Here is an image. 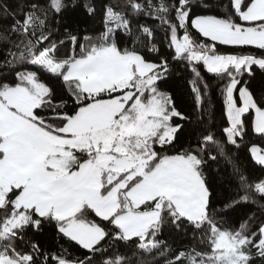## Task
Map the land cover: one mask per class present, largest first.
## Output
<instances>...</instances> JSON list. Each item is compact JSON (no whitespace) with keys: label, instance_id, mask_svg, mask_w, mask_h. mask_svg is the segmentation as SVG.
Wrapping results in <instances>:
<instances>
[{"label":"snow or ice","instance_id":"obj_1","mask_svg":"<svg viewBox=\"0 0 264 264\" xmlns=\"http://www.w3.org/2000/svg\"><path fill=\"white\" fill-rule=\"evenodd\" d=\"M180 71L191 112L161 88ZM258 73L264 0H0V264H264V179L238 163L264 172ZM45 225L57 251L28 239ZM189 233L204 247L176 251Z\"/></svg>","mask_w":264,"mask_h":264},{"label":"trees","instance_id":"obj_2","mask_svg":"<svg viewBox=\"0 0 264 264\" xmlns=\"http://www.w3.org/2000/svg\"><path fill=\"white\" fill-rule=\"evenodd\" d=\"M113 3H117L118 0H112ZM74 29H78L79 33H89L92 34L96 29L101 27L100 17L91 19L86 16L82 11L77 10L72 13L68 20ZM64 50H61L63 54ZM205 78H208L209 74L203 73ZM191 78L190 73L180 71L171 75L168 80L161 84V88L164 91L171 92L173 95L178 97V106L185 111L191 112L193 106V95L190 92L189 79ZM214 84V81H211ZM253 90L259 92L260 89H264V77H261L259 73L256 76L255 82L252 85ZM212 104L215 106L214 116L210 119L209 123L216 126L217 134L221 126L224 124V119L221 113V107L219 104V97L215 96L212 98ZM249 143L260 144L264 146V141L259 140L258 137L252 136ZM240 167L243 169L245 175L248 177L249 181L255 184L260 179H264V172H261L258 166H255L250 158L247 156V149H245L244 155L238 161ZM219 174H216L217 164H213L211 171L216 175L214 181V192L216 194L217 200L227 201L229 198L237 194V183L234 179H230V168L226 166L223 158L218 160ZM246 209L243 207H238L231 215L218 217L217 223L222 228L231 229L235 227L236 221L243 216ZM167 235V233H166ZM170 240L173 239L172 236L168 237ZM28 239L39 242L44 245V247L49 251H57L58 245L53 240V230L45 225L43 232L35 233L31 232ZM200 239V234L197 233L195 237L191 233L175 237V249L180 250H190L192 247L203 248V245H199L197 242ZM23 249V245H18ZM26 250V249H23Z\"/></svg>","mask_w":264,"mask_h":264}]
</instances>
